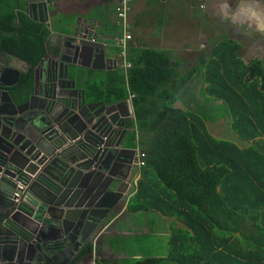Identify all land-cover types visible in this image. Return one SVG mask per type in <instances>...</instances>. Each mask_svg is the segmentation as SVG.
Wrapping results in <instances>:
<instances>
[{
  "label": "trees",
  "instance_id": "16d2710c",
  "mask_svg": "<svg viewBox=\"0 0 264 264\" xmlns=\"http://www.w3.org/2000/svg\"><path fill=\"white\" fill-rule=\"evenodd\" d=\"M51 39V29L28 16L26 0H0V54L27 65L10 89L16 101L32 93L40 61L59 55L63 43ZM238 49L222 42L214 58L185 72L167 52L133 47L126 51V69L69 68L86 102L130 99L127 135L136 138L144 165L127 211H154L180 223L171 228L165 257H127L121 264H264V66L260 61L245 65ZM201 68L204 95L224 105L231 130L252 146L240 149L214 137L207 111L174 106ZM247 221L252 246L231 234ZM91 252L86 244L68 264Z\"/></svg>",
  "mask_w": 264,
  "mask_h": 264
},
{
  "label": "water",
  "instance_id": "95a60500",
  "mask_svg": "<svg viewBox=\"0 0 264 264\" xmlns=\"http://www.w3.org/2000/svg\"><path fill=\"white\" fill-rule=\"evenodd\" d=\"M27 3L28 16L49 28L52 0ZM93 30H75L57 57L40 61L20 104L8 89L17 78L0 85V264L55 263L71 242L102 231L124 196L136 159L123 141L132 113L125 102H86L69 75L71 66L108 71L111 51ZM33 217L52 233L47 243L27 225Z\"/></svg>",
  "mask_w": 264,
  "mask_h": 264
},
{
  "label": "crops",
  "instance_id": "0c3cea01",
  "mask_svg": "<svg viewBox=\"0 0 264 264\" xmlns=\"http://www.w3.org/2000/svg\"><path fill=\"white\" fill-rule=\"evenodd\" d=\"M27 4L26 2V7ZM115 6V0H52L48 14L52 42L61 40L64 43L65 38L72 36L75 30L92 27L99 36L98 42L105 50L111 51L105 59L108 71L105 70L103 73L129 67L125 56L130 47L167 52L173 61L179 63V71L185 72L186 57L193 56L196 64L201 60L208 61L214 58V48L222 42L236 44L239 47L237 57L245 65L260 61L264 66V0H130L128 32L133 31L135 43L127 45L124 54L119 43L123 34L119 35L118 28L121 32L122 29L116 25ZM145 42L153 43L152 47L145 46ZM119 48L121 51L117 52L116 49ZM8 62L9 74L12 75L13 81L15 78L18 80V74L21 75L27 70V65L23 61L8 57ZM193 65V63L189 64L187 68ZM15 72L18 74L15 75ZM203 73L204 68H201L198 75L189 83L191 84L188 85L189 88L186 87L189 90L184 95L189 97L193 105H197V101L191 89L195 88V83L199 80L204 89ZM201 93L200 99L203 98ZM15 102L20 104L23 101L15 100ZM123 102L132 113L130 99ZM215 103L217 104V101ZM192 111L199 112L196 106ZM222 128H217L216 132L221 131ZM123 141L126 148L136 150L133 156L136 158L133 160L135 166L126 178L127 185L123 198L115 206L102 231L91 236L77 249H71L70 245H74V242H71L64 251L55 256L60 264H68L86 244L92 245V252L84 255L80 262L77 261L80 264H101L102 260L111 261V264H121L127 257L166 256L171 228L180 223L154 211H127L141 176V167L138 165L140 151L136 138L130 140L126 132ZM244 142L247 144L243 146L235 144L240 149L252 146V142ZM247 200L252 201V199ZM130 220H133V224L129 223ZM252 232L251 223L247 221L231 234L246 246H252L250 244ZM42 233V236L46 237L52 234L48 229H43ZM129 241H132L134 246L128 244ZM146 243L148 247L145 248ZM147 250H150L151 254ZM131 252H136V255H131Z\"/></svg>",
  "mask_w": 264,
  "mask_h": 264
},
{
  "label": "rangeland",
  "instance_id": "374dc122",
  "mask_svg": "<svg viewBox=\"0 0 264 264\" xmlns=\"http://www.w3.org/2000/svg\"><path fill=\"white\" fill-rule=\"evenodd\" d=\"M129 34L131 35V40L128 42L127 45H133L135 43L134 33L132 30H129ZM144 45L147 47H152L153 43L145 42ZM184 61L186 62V64L184 65V69H188L187 67L189 66V64H192V63L194 65H197L196 60L193 58V56L186 57V59ZM189 86L187 88H189ZM201 86H202V83L199 80V81H196L195 88L191 89L192 93L194 94V95L193 94L192 95L195 98V101H197V105H195V104L193 105L192 101H190L189 97L184 95L189 90V89H186V91H183L181 93V95L178 97V101L176 102V104L174 106L176 108H180V109H183V110L189 111V112H191L192 109L195 108V106H196V109H198V110L203 109V110L207 111L208 121H206V125H207L208 130L210 129L209 132L213 136H215L218 139H225V140L232 141V142H234L240 146L246 145L247 143L240 140L235 135V133L231 130L229 118L226 116L227 114H226V109H225L224 105H222V103L220 101H217V104H216L215 100L213 98L205 96ZM203 88H204V86H203ZM201 90H202V93H201ZM200 93L202 94V97L204 98V104H203V98L200 99V96H201ZM215 122H217L216 125H215ZM222 126H223V128H222ZM217 128H222V129H221V131L218 130L216 132ZM129 223L133 224V220H130ZM160 242H162V240H160ZM128 244H132L134 246V243L132 241H129ZM144 245H145V248L148 247V243H146ZM131 247H130V249H133ZM147 251H148V253L151 254L150 250H147ZM145 253L148 254L147 252H145Z\"/></svg>",
  "mask_w": 264,
  "mask_h": 264
},
{
  "label": "flooded vegetation",
  "instance_id": "af4514ba",
  "mask_svg": "<svg viewBox=\"0 0 264 264\" xmlns=\"http://www.w3.org/2000/svg\"><path fill=\"white\" fill-rule=\"evenodd\" d=\"M27 2V0H26ZM32 19V18H31ZM10 70V66H9V62H8V56L7 55H1L0 54V85H7V84H10L13 82V77L11 74H9V71ZM8 76L12 77L9 78ZM19 78H20V74H18V80H17V83L16 85L18 84V81H19ZM14 88V87H13ZM12 89V88H10ZM120 102H123V101H120ZM96 111H98V109H96ZM95 111V112H96ZM119 112L121 115H127V112L124 108V105L122 106H119ZM131 118H127L125 119V129L128 131V128H127V124L129 122ZM5 209H2L0 210V214H5ZM27 225L29 226V228L33 231L36 232L37 234V237H38V240L39 242H42V243H47V240L48 239H51V235H49L48 237L46 236H42V227L41 225L36 221V219L33 217L30 221L27 222ZM73 249V248H76L79 247L77 244L74 243V245H70ZM37 263H41L40 261H37ZM46 262L42 263V264H45ZM55 263L56 264H60L61 262L58 260V259H55Z\"/></svg>",
  "mask_w": 264,
  "mask_h": 264
},
{
  "label": "built area",
  "instance_id": "2783aa9c",
  "mask_svg": "<svg viewBox=\"0 0 264 264\" xmlns=\"http://www.w3.org/2000/svg\"><path fill=\"white\" fill-rule=\"evenodd\" d=\"M115 1L116 24L121 27L123 34L122 40L121 42L119 41V43L121 44L122 54H124L125 48L127 47V43L131 40V35L128 32V13L130 11V0ZM143 157L144 154L140 153L138 160L139 167H142L144 165V162L142 160Z\"/></svg>",
  "mask_w": 264,
  "mask_h": 264
},
{
  "label": "bare ground",
  "instance_id": "6f19581e",
  "mask_svg": "<svg viewBox=\"0 0 264 264\" xmlns=\"http://www.w3.org/2000/svg\"><path fill=\"white\" fill-rule=\"evenodd\" d=\"M117 25V24H116ZM118 26V25H117Z\"/></svg>",
  "mask_w": 264,
  "mask_h": 264
}]
</instances>
